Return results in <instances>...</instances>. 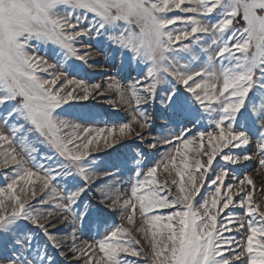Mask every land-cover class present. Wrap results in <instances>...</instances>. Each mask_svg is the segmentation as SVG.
I'll list each match as a JSON object with an SVG mask.
<instances>
[{
  "label": "snow or ice",
  "instance_id": "obj_1",
  "mask_svg": "<svg viewBox=\"0 0 264 264\" xmlns=\"http://www.w3.org/2000/svg\"><path fill=\"white\" fill-rule=\"evenodd\" d=\"M93 37L107 41L101 54L137 73L129 85L136 138L150 136L155 119L140 106L157 100L168 124L183 125L146 145L172 146L163 167L179 181L161 184L159 164L141 171L140 152L125 194L89 159L133 134L131 123L95 126L98 114L83 103L103 94L101 84L74 75L98 63ZM42 46L54 47L51 62ZM114 87L123 99L121 85L106 90ZM205 119L211 131L200 130ZM0 125V166L12 172L0 187V264H59L54 254H71L75 264H137L127 257L141 256L151 264H264V206L253 201L252 177L230 167L249 162L258 140L264 169V0H0ZM230 172L235 185L225 184ZM205 184L211 190L201 195ZM234 187L243 218L234 213ZM37 189L42 207L32 203ZM116 211L121 222L109 224ZM227 224L239 240L223 235L233 230ZM60 226L69 230L63 236L52 231ZM92 226L99 238L78 246L77 233Z\"/></svg>",
  "mask_w": 264,
  "mask_h": 264
},
{
  "label": "rangeland",
  "instance_id": "obj_2",
  "mask_svg": "<svg viewBox=\"0 0 264 264\" xmlns=\"http://www.w3.org/2000/svg\"><path fill=\"white\" fill-rule=\"evenodd\" d=\"M178 11V10H174ZM180 15H186L184 13H179ZM89 43H91L92 48L91 52L93 54V57L98 63L93 65L92 67L84 66L86 68V72H82L79 74H74L77 76V78H83L88 82L89 84L99 83L102 86L101 91L103 92L102 95H94V97H90V99L86 102L88 105V110L92 113L98 114V119L94 122L95 126L104 127L105 124H107L109 127L115 125L117 130L119 125L123 123H131L133 134L125 137L123 140H121L119 143L115 145L113 148H105L103 145H101V148L99 151H94L89 157V159L94 160V164L97 167V170L101 171H107L112 173L108 180L106 181L109 184L115 183L116 186L121 190L122 193H129L130 192V185L132 182L135 181V175L134 172L137 168L136 159L137 153L142 152L144 155L141 159V163L139 165V168L143 172H147V169L153 166H156L157 164L160 165V167L157 170V179L161 184L164 183L165 180L170 181L172 178H175L179 181V177H175V174L173 172V176H169L165 171L163 164L167 162V156L169 153L172 152V146L171 145H164V144H158L156 149H149L147 148V141L148 139H161L162 137H173L176 134H179L181 131V128L183 125L180 124H168L159 114V100L156 101L155 104H149V105H141L140 108L143 110H146L149 114L155 116V119L152 121V128H151V135L147 136L144 141L139 140L135 136V132L142 131L137 124L132 123V118L134 115H137V108L134 103L130 99V91H129V85L135 80V77L137 75L136 71H132L129 74V71L126 68L121 67V62L119 57L110 58L109 56H106L104 54L100 53V46L107 47V41L106 40H97L95 37H93ZM54 51L53 46L48 47H41L39 50V53L41 55H44L45 53L48 54V59L51 62L52 61V52ZM203 61H201L202 63ZM77 64H80L81 62L77 61ZM91 64L92 61H89ZM109 83L119 84L122 86L123 89V99L121 97V92L115 90V87L113 90H106L108 88ZM3 129V125H0V130ZM200 130H208L211 131L212 128L209 126V123L207 119H205L202 124L200 125ZM145 133H147L149 130L144 129ZM207 139V138H205ZM257 143L258 140H253V142L248 147V151L252 155V159L249 162H242L240 165H231L230 167L232 169L236 170V175L241 177L243 174L247 173L250 175L254 181L255 190L253 191L250 188H246V191H253V201L257 205L264 206V175H261L262 172H264V169H261L258 161L261 158L258 155V149H257ZM244 149H235L234 152H240ZM47 149L41 148V152H46ZM193 157L194 153H189V163L192 165V171L194 174V164H193ZM0 164H2V154H0ZM246 164V166H245ZM177 165H180L179 158H177ZM215 166V165H214ZM10 167H3L0 166V187L6 186L5 177L11 176L12 172L10 171ZM219 171V169H217ZM143 179V177H141ZM10 182V181H8ZM185 187H189L188 181H187V175H185L184 178ZM232 183L235 185L237 183L236 180L232 179V175L230 172L229 177L226 178L225 184ZM62 186V185H61ZM168 189L170 190L167 194L174 198L177 195L176 186L171 185V183L168 184ZM211 190L210 185L205 184V186L201 189V195H207ZM225 190L222 189V194ZM238 191L237 188H233V198H234V204L236 205V208L234 210L235 216L239 218L244 217V212H241L239 209V201L241 197L243 196V193H241L239 196L236 195V192ZM166 193L164 191L161 192V195H165ZM41 192L39 189H37L36 196L37 200L32 201V203L36 207H42L39 202L38 198L40 197ZM201 195H198L195 197L196 201H200ZM47 199V197H45ZM89 198H92V194H89ZM92 202L95 203V198L92 199ZM52 203H55L53 201ZM48 207V206H43ZM181 206H177L176 209H155L154 213L157 215H164L167 216L170 214L173 210H179ZM232 206H230L231 208ZM48 210H52L51 208H48ZM261 210H264V207L261 208ZM227 211V210H225ZM246 211V210H245ZM151 215V214H150ZM224 218V213H221V215L217 219V223L219 226L220 220ZM109 224L115 225L121 222L120 219V213L119 211L112 212L108 217ZM140 222V216L139 213H137V223ZM127 226V225H126ZM227 227L233 228L231 232L224 231L223 235L228 238H235L236 240L240 239V236L237 234L235 228L232 224H227ZM52 231L57 232L58 235L63 236L68 229L63 228L62 226L59 227V231L56 229H53ZM102 233V229H100ZM137 235L138 239L142 240V244L144 243L142 239V235L140 233H134ZM78 239H77V245L82 246L83 242L91 243L93 239L99 238L97 236V229L95 226H92L91 228H85L82 232L77 233ZM51 251V250H50ZM55 258L59 262V264H75V257H73L71 254L68 255V258L65 259L63 256H60L59 254H54ZM122 257L124 254H121ZM129 260L136 261L137 264H151L150 259L145 260L144 256L141 257H127Z\"/></svg>",
  "mask_w": 264,
  "mask_h": 264
}]
</instances>
